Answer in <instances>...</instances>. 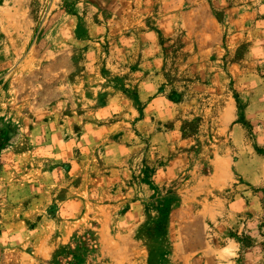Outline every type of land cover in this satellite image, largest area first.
Returning <instances> with one entry per match:
<instances>
[{
    "label": "rangeland",
    "instance_id": "rangeland-1",
    "mask_svg": "<svg viewBox=\"0 0 264 264\" xmlns=\"http://www.w3.org/2000/svg\"><path fill=\"white\" fill-rule=\"evenodd\" d=\"M0 264H264V0H0Z\"/></svg>",
    "mask_w": 264,
    "mask_h": 264
}]
</instances>
